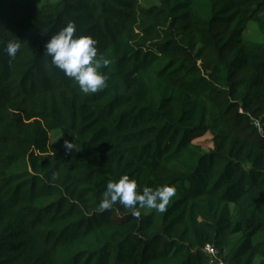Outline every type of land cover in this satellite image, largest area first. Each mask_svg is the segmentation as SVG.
<instances>
[{
	"label": "trees",
	"instance_id": "trees-1",
	"mask_svg": "<svg viewBox=\"0 0 264 264\" xmlns=\"http://www.w3.org/2000/svg\"><path fill=\"white\" fill-rule=\"evenodd\" d=\"M154 1L0 0V264H264V0ZM69 21L101 91L45 53ZM122 175L176 195L100 211Z\"/></svg>",
	"mask_w": 264,
	"mask_h": 264
},
{
	"label": "clouds",
	"instance_id": "clouds-1",
	"mask_svg": "<svg viewBox=\"0 0 264 264\" xmlns=\"http://www.w3.org/2000/svg\"><path fill=\"white\" fill-rule=\"evenodd\" d=\"M4 51L15 59L20 51V41H9ZM45 53L51 58V64L58 68L67 78L75 81L84 94L96 93L108 86L109 75L102 71L111 61L98 57L96 41L90 36L77 35L76 24L69 21L47 41ZM68 150L73 148L71 142L65 141ZM137 181L128 175H122L116 182L106 185V193L99 204V210H109L119 202L125 208L133 209V215L139 217L138 209H154L163 213L171 199L176 195L175 185H162L157 188L144 187L137 190Z\"/></svg>",
	"mask_w": 264,
	"mask_h": 264
},
{
	"label": "rangeland",
	"instance_id": "rangeland-1",
	"mask_svg": "<svg viewBox=\"0 0 264 264\" xmlns=\"http://www.w3.org/2000/svg\"><path fill=\"white\" fill-rule=\"evenodd\" d=\"M51 2L55 1V0H49ZM146 5L149 4H153L155 5V1L154 0H144ZM245 36L247 38L248 41H252L255 43H260V34L257 30V27L255 24L250 23V25L247 28V31L245 33ZM60 134L58 132H53L51 134V142L52 144H55L58 140H59ZM211 136L210 135H205L203 137L197 138L194 140L193 143L201 146L202 148L209 150L210 148H212V143H211Z\"/></svg>",
	"mask_w": 264,
	"mask_h": 264
},
{
	"label": "built area",
	"instance_id": "built-area-1",
	"mask_svg": "<svg viewBox=\"0 0 264 264\" xmlns=\"http://www.w3.org/2000/svg\"><path fill=\"white\" fill-rule=\"evenodd\" d=\"M203 252L205 253V255H207L210 258V262H212V261L217 259L216 251L212 247L206 246L203 249ZM219 264H222V263H219Z\"/></svg>",
	"mask_w": 264,
	"mask_h": 264
}]
</instances>
